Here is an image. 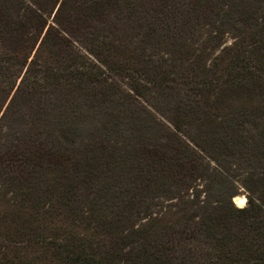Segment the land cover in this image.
Returning a JSON list of instances; mask_svg holds the SVG:
<instances>
[{"label":"rangeland","instance_id":"1","mask_svg":"<svg viewBox=\"0 0 264 264\" xmlns=\"http://www.w3.org/2000/svg\"><path fill=\"white\" fill-rule=\"evenodd\" d=\"M55 1L2 0L12 17L8 35L0 42L1 57L36 45L34 56L49 25L56 26V11L63 0L31 43L32 29L20 26L18 11L32 2L52 7ZM126 1L109 0L104 7L109 23L118 24L112 41L118 45L123 39L129 56L138 62L128 66L137 70L133 75L140 81V96L127 97L134 91L123 75H108L112 85L107 95L95 94L92 85L89 92L62 89L42 100L50 105L46 113L36 111L38 92L18 88L22 77L14 82L0 76V243L9 244L15 264H69L54 258L53 250L43 244L51 238L67 237L77 247L84 243L91 251L107 250L109 238L94 234L100 219L122 220L124 231L146 230L152 224L157 226L155 232L167 227L176 245L175 233L184 230L183 223H176L188 216L198 221L205 215L230 212L229 201L238 209L247 208L250 195L263 187L257 161L222 148L201 149L183 134L178 143L173 135L174 121L180 120L186 133L202 136L199 120L205 113L199 102L203 100L193 94V83L211 82V101L236 75L264 90V68L256 58L260 47L264 55V0H131L140 13L131 17L124 9ZM145 16L155 26L152 34L145 27L149 24ZM244 37L240 59L230 63ZM74 45L98 63L84 43ZM174 49L184 52L178 66L173 55L178 58L180 52ZM197 56L203 62L198 79L189 71ZM261 129L260 124H247L242 131L249 137ZM151 152L157 153L159 164L161 158L170 164V177L155 190L145 188L143 177ZM66 192L68 206L64 207ZM237 196L246 198L244 206L234 202ZM72 208L76 211L68 210ZM6 228L11 232L6 233ZM132 236L141 239L140 232ZM181 244L178 255L205 254L199 241L181 239ZM230 252L219 254L224 258Z\"/></svg>","mask_w":264,"mask_h":264},{"label":"trees","instance_id":"2","mask_svg":"<svg viewBox=\"0 0 264 264\" xmlns=\"http://www.w3.org/2000/svg\"><path fill=\"white\" fill-rule=\"evenodd\" d=\"M58 2L59 0L53 2L52 7L32 2L24 6L22 12L18 11L20 26L32 29L28 41H35L43 33ZM104 2L108 3L109 0H63L56 11V26L49 25L34 56L32 53L36 45L32 48L29 46L16 48L10 54L0 56V76L13 79L14 82L22 77L18 87L20 90L26 86V90L31 87L32 91L39 93L40 101L36 111L46 112L50 105L42 100H49L51 96L62 92V89H87L89 92L88 89L92 85L95 94L107 95L109 86L112 85L111 77L108 75H123V78L131 81L130 89L134 91V94L128 93L127 97L133 99L135 98L133 95L140 96V81L133 75L137 70L133 71L128 66L138 62L129 56L131 54L126 49L125 41L122 42L123 39L118 45L112 41V35L118 31V24L116 21L109 23L111 21ZM124 7L129 17L134 13L140 14L131 0L126 1ZM159 11L164 14L163 9L160 8ZM11 17L9 8L0 0V42L8 35L7 24ZM145 20L149 22L145 24L149 30L148 34H152L155 26L150 21V16H145ZM163 36L164 34H161V39ZM75 41H80L90 48L99 64L90 61L74 45ZM245 45L244 37L241 46L229 60L230 63L240 59ZM260 49L261 47L256 58L259 62L262 61L264 68V55L260 54ZM175 51L180 52L177 54L178 58L173 55L172 50L168 53L173 55V64L178 66L184 60L182 57L184 52H181V49H174V53ZM250 60L251 57L248 58V63ZM202 63L200 56L192 60L189 71L194 78L198 79L197 71L202 67ZM223 73L225 74V70ZM168 74H165L164 79ZM240 78L241 76L236 75L233 79L230 77L226 80L228 87L223 93H218L216 100L212 101V89L209 88L211 82L202 80L195 85L193 83L191 88L193 94L203 100L199 102V106L203 107L201 110L205 113L204 119L199 120L202 136L197 138L189 130L186 133L185 123L176 120L173 140L180 143L179 136L183 134L201 149L207 147L209 151H214L216 148H222L233 155L238 154L242 158H247L248 161H257L256 164L262 170L263 187L250 195L249 207L238 209L229 201L230 212L205 215L198 221L188 216L186 220L176 223H183L184 226L181 234L175 233L179 237L176 245L175 242H171L167 227L155 232L157 226L152 224L150 229L133 231L132 228L130 231H124L121 227L122 220L116 219L109 223L105 219H100L96 222L94 234L109 238L107 250L91 251L82 246L84 243L79 247L73 245L67 237L51 238L43 241V244L53 250V257L69 264H264V90L253 84L244 83ZM37 88L39 91H36ZM244 96L248 100H238ZM228 98L231 100H226ZM234 98L237 100H233ZM247 124L256 126L260 124L262 129L257 133V137L253 135L246 137L243 134L242 129ZM186 147L189 149V146ZM153 153L155 154V151ZM154 154L151 152L149 155L151 160L148 159L145 163L147 170L143 174L146 180L145 188L148 190L149 187L155 190L161 181L170 177L167 167L170 164L166 163L167 159L161 158L163 162L159 164L156 162L158 155ZM63 195L64 207H67V192ZM222 209H225V206ZM68 210L76 211L75 208ZM10 232L11 229L6 228V233ZM138 232L141 239L136 241L132 235ZM261 238L263 241L258 243ZM181 239L202 243L205 249L204 256L198 258L192 256L193 254L178 255L183 249ZM227 249H230V255L223 258L219 251L222 253ZM13 259L9 244L0 243V264H15Z\"/></svg>","mask_w":264,"mask_h":264},{"label":"bare ground","instance_id":"3","mask_svg":"<svg viewBox=\"0 0 264 264\" xmlns=\"http://www.w3.org/2000/svg\"><path fill=\"white\" fill-rule=\"evenodd\" d=\"M236 202L239 206L242 207L246 203V198L244 196H239L236 198Z\"/></svg>","mask_w":264,"mask_h":264},{"label":"water","instance_id":"4","mask_svg":"<svg viewBox=\"0 0 264 264\" xmlns=\"http://www.w3.org/2000/svg\"><path fill=\"white\" fill-rule=\"evenodd\" d=\"M237 197H239V196H237ZM237 197L234 198V202H235L236 204H237V202H236V198H237ZM237 205H238V204H237Z\"/></svg>","mask_w":264,"mask_h":264}]
</instances>
